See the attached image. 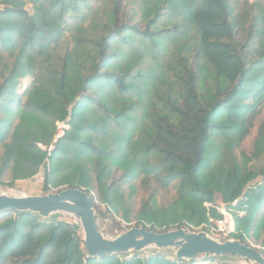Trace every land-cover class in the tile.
I'll return each instance as SVG.
<instances>
[{"label":"trees","instance_id":"1","mask_svg":"<svg viewBox=\"0 0 264 264\" xmlns=\"http://www.w3.org/2000/svg\"><path fill=\"white\" fill-rule=\"evenodd\" d=\"M263 103L264 0H0V179L45 166L46 192L95 182L114 212L127 186L149 201L172 187L183 216L144 205L156 232L145 225L206 223L218 194L244 211L229 237L264 248ZM58 217L1 213L0 264H190L172 250L90 258Z\"/></svg>","mask_w":264,"mask_h":264},{"label":"water","instance_id":"2","mask_svg":"<svg viewBox=\"0 0 264 264\" xmlns=\"http://www.w3.org/2000/svg\"><path fill=\"white\" fill-rule=\"evenodd\" d=\"M29 212L43 219L52 215L73 217L83 233V247L88 257L102 259L147 249L172 250L175 260L193 263L197 258H227L264 264V256L252 246L236 239L219 241L206 231L190 232L184 228L165 232L131 228L108 238L97 226L94 200L83 189L68 188L42 196H14L0 193V214Z\"/></svg>","mask_w":264,"mask_h":264},{"label":"rangeland","instance_id":"3","mask_svg":"<svg viewBox=\"0 0 264 264\" xmlns=\"http://www.w3.org/2000/svg\"><path fill=\"white\" fill-rule=\"evenodd\" d=\"M250 1L252 2L254 0H250ZM32 80L33 78H31L30 76H28L25 79H22L19 83L17 93L18 94L23 93V91L30 85ZM259 107H260L261 112H260V115L257 117L256 122L261 120L264 116V103L261 104ZM57 133H59L58 128H57ZM251 138L252 137H248L247 139L244 140L243 145L241 147L239 146L238 149L236 150L237 154L240 151L247 152L249 150ZM1 157H2V150L0 148V165L2 161ZM46 170H47L46 167L42 166L39 172L30 179L14 180V178L12 177L13 173L11 169H9L2 175L0 179V193L6 194V195H14V196H42L48 193H56L57 191L63 190L64 188L68 187L66 185L61 186L60 183H62L64 179H60L59 181L55 177L53 182L55 181V183H59L60 186L55 188L49 185V190L48 192H46L44 190V183H45L44 177H45ZM115 177L116 178L119 177V174H116ZM137 182L138 181H133V188H132L133 190H136V191H137L136 189ZM117 183L118 181L114 185L117 186ZM83 190L92 196L94 200V212L97 215V226L100 230H103L106 233L108 238H112L113 236H116L120 233L128 231L131 228H135V227L141 228L143 226L142 223L146 221L147 214L142 213V211L146 209L144 206L145 204H147V207H149L150 205V207L152 206V208L156 207L158 210H163L162 213L164 215L170 216L171 214H177L179 216H183V214L180 213V211L177 212V210L173 207V205H171V202L175 200L176 198L175 197L176 189L172 187H170L169 189L165 191H161L154 200L149 201L148 199L149 192H144V190H139L136 195L130 198V196L132 195V192L128 189V186H127L126 187L127 195H124V198L121 199V201H118L116 203V209H117L116 212H114L111 206L108 204V202L105 199H103V196H105V192L106 190H108V188L100 186L95 182H92L90 186L83 188ZM120 192L121 190L119 192L114 190V192L110 194L111 195L110 198H114V196L119 195ZM129 192L130 194H128ZM212 204L217 205V206H226V204L222 202L221 196L218 194L215 195V199L212 202ZM173 210L175 211L172 212ZM142 214L145 215L144 218L141 217ZM159 217L160 216L158 215V219ZM140 218H142L143 220H141ZM178 219L181 220V218H178ZM57 220L66 222L70 225H77V221L71 216L59 215ZM182 223H183L182 224L183 228L184 226L186 227V222L182 221ZM199 226L198 227L191 226V228L189 227L188 230L193 231V232H199V230H196V228H199ZM145 227L147 229L154 227L158 232H163L166 230L165 229L166 227L159 229L157 225L153 226L151 224H146ZM173 228H175V226L170 227L169 230H173ZM229 239H233V238L229 237ZM244 241L247 244H249V246H252L254 249L264 253V248L261 247L260 244L255 243L253 239H251L250 237L248 238L246 237ZM152 251L153 249H147L142 252L143 253L142 255L144 257H148L152 254ZM210 261L212 263H218V264L226 263V262H240L241 264H251L246 260H230L229 261V260H224L221 258H216Z\"/></svg>","mask_w":264,"mask_h":264},{"label":"built area","instance_id":"4","mask_svg":"<svg viewBox=\"0 0 264 264\" xmlns=\"http://www.w3.org/2000/svg\"><path fill=\"white\" fill-rule=\"evenodd\" d=\"M65 127L66 126L64 123L58 124L59 133L57 137H60L63 134V129ZM205 208H206L207 222L201 224L199 228H196V230L206 231L213 238L219 241L230 240L229 236L235 233L234 217L236 214L237 216H243L244 211L243 210L236 211L233 209V207L217 206L212 204H205ZM214 211L220 215L219 218L213 217L212 212ZM212 264H218V263H212Z\"/></svg>","mask_w":264,"mask_h":264},{"label":"crops","instance_id":"5","mask_svg":"<svg viewBox=\"0 0 264 264\" xmlns=\"http://www.w3.org/2000/svg\"><path fill=\"white\" fill-rule=\"evenodd\" d=\"M233 264H241L240 262H232ZM190 264H212L210 260H204V259H196L193 263Z\"/></svg>","mask_w":264,"mask_h":264}]
</instances>
